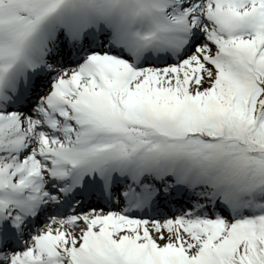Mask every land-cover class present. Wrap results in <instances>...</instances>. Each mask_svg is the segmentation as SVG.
I'll return each instance as SVG.
<instances>
[{
  "label": "snow or ice",
  "instance_id": "1",
  "mask_svg": "<svg viewBox=\"0 0 264 264\" xmlns=\"http://www.w3.org/2000/svg\"><path fill=\"white\" fill-rule=\"evenodd\" d=\"M0 264H264V0H0Z\"/></svg>",
  "mask_w": 264,
  "mask_h": 264
}]
</instances>
